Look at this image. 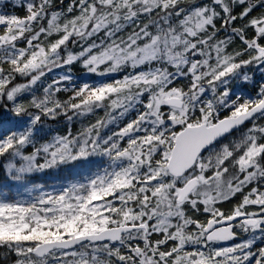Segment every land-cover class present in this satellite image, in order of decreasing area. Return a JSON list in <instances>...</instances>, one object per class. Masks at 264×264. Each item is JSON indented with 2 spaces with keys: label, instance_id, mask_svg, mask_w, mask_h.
Listing matches in <instances>:
<instances>
[{
  "label": "snow or ice",
  "instance_id": "1",
  "mask_svg": "<svg viewBox=\"0 0 264 264\" xmlns=\"http://www.w3.org/2000/svg\"><path fill=\"white\" fill-rule=\"evenodd\" d=\"M261 121L264 0H0L2 166L73 177L0 196V264H264Z\"/></svg>",
  "mask_w": 264,
  "mask_h": 264
},
{
  "label": "trees",
  "instance_id": "2",
  "mask_svg": "<svg viewBox=\"0 0 264 264\" xmlns=\"http://www.w3.org/2000/svg\"><path fill=\"white\" fill-rule=\"evenodd\" d=\"M248 125L242 127L241 131ZM236 133L234 132L232 135L237 136ZM3 163V161H0V196L8 200H20L30 193L37 197L38 194L42 195L48 192H56L62 186L68 185L73 180L71 171L66 168H61L59 170L35 173L29 176L24 182H14L7 177L5 169L2 166ZM17 184H20V189L16 188Z\"/></svg>",
  "mask_w": 264,
  "mask_h": 264
},
{
  "label": "rangeland",
  "instance_id": "3",
  "mask_svg": "<svg viewBox=\"0 0 264 264\" xmlns=\"http://www.w3.org/2000/svg\"><path fill=\"white\" fill-rule=\"evenodd\" d=\"M68 2H69V0H64L65 5ZM56 3L59 5V0H56ZM5 10L14 11L19 15H24V9L23 8H15L14 9L11 4H7ZM73 72L77 77V83H80L81 81H85V80H99L98 77L83 75V70L81 69L79 64L73 65ZM120 75H122V74H120ZM245 90H246V92L250 91L251 90L250 86H245ZM69 95H71V93H60V94H58L59 98H61V99H67V97ZM97 116H103V111L102 110L98 111ZM95 118L96 117H94V116H88V117L83 118L82 120H74L71 124H69L66 121L64 116H59L56 119H47L44 122L45 137L46 138L50 137L52 134L64 135L69 131V129L72 131L73 134H75L80 130V128L82 127L83 124H87L89 122H94ZM261 123H264V121H261ZM248 126H250V125H248ZM236 134H237V136L239 135V133H236ZM232 136L236 137L234 135H232ZM16 188L20 189L21 188L20 184H17ZM57 191H59V190H57ZM48 193H51V192H48ZM38 196H40V195L38 194ZM34 198H36V197L30 193L29 195H26L25 197H23L20 200L31 201ZM224 207L227 208L228 205L226 204Z\"/></svg>",
  "mask_w": 264,
  "mask_h": 264
}]
</instances>
